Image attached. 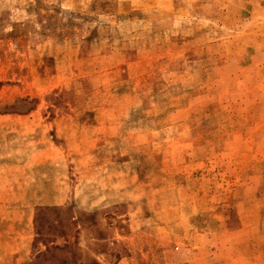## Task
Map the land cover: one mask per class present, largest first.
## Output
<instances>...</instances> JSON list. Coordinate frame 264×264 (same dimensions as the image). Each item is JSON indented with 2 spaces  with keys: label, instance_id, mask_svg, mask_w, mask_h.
I'll use <instances>...</instances> for the list:
<instances>
[{
  "label": "rangeland",
  "instance_id": "374dc122",
  "mask_svg": "<svg viewBox=\"0 0 264 264\" xmlns=\"http://www.w3.org/2000/svg\"><path fill=\"white\" fill-rule=\"evenodd\" d=\"M0 264H264V0H0Z\"/></svg>",
  "mask_w": 264,
  "mask_h": 264
},
{
  "label": "trees",
  "instance_id": "16d2710c",
  "mask_svg": "<svg viewBox=\"0 0 264 264\" xmlns=\"http://www.w3.org/2000/svg\"><path fill=\"white\" fill-rule=\"evenodd\" d=\"M37 235H38V237L36 238V242H38V243H44L46 241V237L43 236L41 233H38ZM44 246H46V252H50L53 249H59L57 246H52V248H50L46 244H44Z\"/></svg>",
  "mask_w": 264,
  "mask_h": 264
}]
</instances>
